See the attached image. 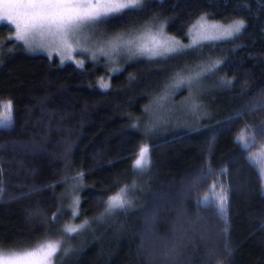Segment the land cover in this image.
Returning <instances> with one entry per match:
<instances>
[{
	"label": "trees",
	"instance_id": "16d2710c",
	"mask_svg": "<svg viewBox=\"0 0 264 264\" xmlns=\"http://www.w3.org/2000/svg\"><path fill=\"white\" fill-rule=\"evenodd\" d=\"M205 14L245 27L112 61L27 50L0 23V101L14 119L0 130V246L59 240L54 264H264V179L235 142L250 128L264 143V0H145L101 24L108 41L163 25L183 46ZM126 186L131 204L106 212Z\"/></svg>",
	"mask_w": 264,
	"mask_h": 264
},
{
	"label": "snow or ice",
	"instance_id": "6c2138e0",
	"mask_svg": "<svg viewBox=\"0 0 264 264\" xmlns=\"http://www.w3.org/2000/svg\"><path fill=\"white\" fill-rule=\"evenodd\" d=\"M144 3L145 0H0V23L6 21L10 26V31L13 30L11 26H14V36H9L7 40L15 41L18 46H24L27 50H35L32 46V39L37 34L48 35L53 38L54 42L58 40L59 43L70 48L68 45L70 38H75L85 29L94 28L108 19L117 18L129 11L140 10ZM206 15H202L189 29L190 32L196 31L197 36H202L204 39H229L241 33L245 27L244 20L233 21L222 30L220 25L212 24L210 27L219 31L220 35L203 36ZM115 39L122 47H131L136 41H142L136 47V51L150 58L179 53L199 42L194 39L192 45L181 46L178 41L164 36L163 25L160 26L158 32L152 34L150 22L144 26L143 34L127 40L124 39V34H117ZM116 47L117 45L114 44L113 48ZM211 70L212 68H209L204 71ZM203 74L202 71L197 75ZM100 86L107 88L108 84L102 82ZM0 109H2L0 110V130L11 128L14 123L12 101H0ZM258 131L264 136V128ZM235 142L242 152L247 153L245 160L249 167L257 173L258 177L264 179V143H260L257 136L252 135L250 128L242 129L236 136ZM254 148L256 150L252 151ZM148 153L147 145L140 147L138 158L133 164L134 169L142 171L149 165ZM2 197L3 188L0 187V202H2ZM226 202L227 196L222 190L219 194V204L215 205L221 214L225 210ZM106 204V212L130 205L131 201L127 199V186L110 196ZM79 227L83 228L84 225ZM65 231L74 233L78 229L68 227ZM62 251L65 250L62 249V242L59 240H45L24 249L6 250L0 246V264H53V258Z\"/></svg>",
	"mask_w": 264,
	"mask_h": 264
},
{
	"label": "rangeland",
	"instance_id": "374dc122",
	"mask_svg": "<svg viewBox=\"0 0 264 264\" xmlns=\"http://www.w3.org/2000/svg\"><path fill=\"white\" fill-rule=\"evenodd\" d=\"M212 24L220 25L221 30H222L223 28L228 27L232 23L229 24V23L220 22L217 20L210 19L206 16V27L203 30V33H202L203 36L211 37V36L220 35L219 31H217L216 29H212L210 27V25ZM98 26H101V28H97ZM102 26L103 25L100 23L94 28L85 29L83 32L77 34L75 38H70L68 40V45H70V48L59 43L58 40L54 42L53 38L48 35H39V34L33 37L32 46L35 49L34 50L35 52H44V53L51 54V55L56 54L62 57L63 59H77L76 58L77 53L86 54L85 57L87 56L89 58H101V57L108 58L109 57L110 61H112L111 59L119 58L120 54H124V53L125 54L128 53V55H130L129 57L131 58H133L132 57L133 55H134V58L149 57L146 54H139L136 51V47L142 41H136L131 47L119 46V42L116 39L112 41H108L109 38L114 35L105 34L102 29ZM154 30H155L154 27H151L152 34L154 32L159 31V30H155V31ZM117 34H124V39L127 40V39H131L133 36L143 34V29L136 30L133 33H131V35H129V33H124V32H118ZM190 34H191L190 39L192 43L194 39L198 40L199 42L220 40V39H204L202 38V36H197L196 31H192L190 32ZM164 36L174 39L173 37L166 36L165 34ZM114 44L117 45L116 48H113ZM46 240L57 241V240H52V239H46ZM54 262H55V257L53 258V264Z\"/></svg>",
	"mask_w": 264,
	"mask_h": 264
}]
</instances>
